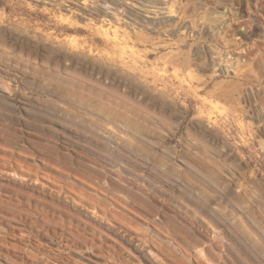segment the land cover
<instances>
[{
    "label": "rangeland",
    "instance_id": "obj_1",
    "mask_svg": "<svg viewBox=\"0 0 264 264\" xmlns=\"http://www.w3.org/2000/svg\"><path fill=\"white\" fill-rule=\"evenodd\" d=\"M0 264H264V0H0Z\"/></svg>",
    "mask_w": 264,
    "mask_h": 264
},
{
    "label": "bare ground",
    "instance_id": "obj_2",
    "mask_svg": "<svg viewBox=\"0 0 264 264\" xmlns=\"http://www.w3.org/2000/svg\"><path fill=\"white\" fill-rule=\"evenodd\" d=\"M112 189H113V191H115V192H121L120 190L121 189H124L123 187H122V185L120 184V185H114V186H112ZM131 193V192H130ZM135 196L133 195L132 197H130L129 199H130V201H132V200H134L133 198H134ZM145 202V204L147 205V207H142L144 210H147V211H150V209H152V208H148V207H152L151 206V204L149 203V201L148 200H145L144 201ZM167 218V224L169 225L170 224V218L169 217H166ZM159 222V221H158Z\"/></svg>",
    "mask_w": 264,
    "mask_h": 264
}]
</instances>
